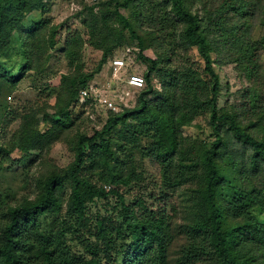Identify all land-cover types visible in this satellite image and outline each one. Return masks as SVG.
Masks as SVG:
<instances>
[{
    "label": "trees",
    "instance_id": "trees-1",
    "mask_svg": "<svg viewBox=\"0 0 264 264\" xmlns=\"http://www.w3.org/2000/svg\"><path fill=\"white\" fill-rule=\"evenodd\" d=\"M51 2L0 0V181L26 165L33 188L0 185V264H264V0H81L77 21L28 23ZM130 45L144 86L87 130L80 91ZM25 79L46 99L19 112Z\"/></svg>",
    "mask_w": 264,
    "mask_h": 264
},
{
    "label": "rangeland",
    "instance_id": "rangeland-1",
    "mask_svg": "<svg viewBox=\"0 0 264 264\" xmlns=\"http://www.w3.org/2000/svg\"><path fill=\"white\" fill-rule=\"evenodd\" d=\"M51 10H49L47 13L42 14L40 12H34L29 16L28 23H30L33 20H38L41 17H49L54 23H61L69 21V23H72L73 20L77 21V19H73L76 12L81 10L83 8V4L81 3V0H51ZM84 5L86 3H91L93 1L98 0H84ZM264 29H259L258 35H263ZM89 56V67L93 68L95 64L97 63L99 59V54L93 51L88 52ZM144 54L148 57H155V53L153 49H147ZM116 57H123L126 61V74L122 75V77H126L129 74H139L143 76V72L146 70V64L143 62V60L138 58V50L135 49L134 46L130 45L125 49H121L120 51L116 52ZM115 57V58H116ZM114 59V58H113ZM110 59L109 62L104 66V68L96 75L95 79L90 84L89 89H91L92 93L94 94V90H98V92L102 93H108L110 94V91L115 89V99L117 101V105L120 108L119 103H124L127 106L134 105L135 97L137 90L141 89H131L130 95L127 97H123L122 95H118L119 91L126 88V83L124 81H121V79L117 80L114 79L112 76V68L111 63L112 60ZM68 70L66 63L62 59H58L56 65L54 66L51 76L48 77L49 84L52 87H58L60 75ZM222 72L226 74V76L231 80L232 85V92H234L231 96H229L231 101L237 100V90L240 88V84L238 80L235 78V75L232 73L231 67L227 66L224 67ZM144 78V77H143ZM114 79V80H113ZM96 90V91H97ZM127 90V89H126ZM96 97V93L94 94ZM120 98L123 100L121 101ZM46 99V95L44 94L42 97L40 96V92L35 89V87L32 85L31 81L29 79H25L20 83V86L16 91L11 95V97L8 98L9 105L13 106L16 111H23L25 108L30 107L31 105L36 104L37 102H42ZM48 109L50 113H52L54 110L50 108V106L54 105L55 103V96L49 97L48 99ZM121 101V102H120ZM5 104L7 102L5 101ZM109 110L102 104L96 100V106L88 108V111H90L91 121L85 123V128L87 130H91L94 127H100L104 119L107 117V114L105 112ZM40 128L45 129L49 123L48 121L43 119L42 114H40ZM50 121V120H49ZM200 125H203L202 122H200ZM198 127H188L186 128V132H194L198 131ZM15 157L19 156V152H15L13 154ZM48 163H60L65 164L69 160V154L67 152V149L64 144L57 143L55 144L54 148L52 149ZM27 166L22 165L18 168V170H8L5 171L4 177L0 181V185L2 187H11L14 192L18 195V197H21L23 195H26L28 193H31L33 188L29 184H27L24 181V171L26 170ZM30 168V173L34 174L35 172L41 170L44 168V166L37 162V164L32 165ZM100 205H102L100 203ZM99 205V206H100Z\"/></svg>",
    "mask_w": 264,
    "mask_h": 264
},
{
    "label": "built area",
    "instance_id": "built-area-1",
    "mask_svg": "<svg viewBox=\"0 0 264 264\" xmlns=\"http://www.w3.org/2000/svg\"><path fill=\"white\" fill-rule=\"evenodd\" d=\"M111 68H112V76L114 79H121V81H124L126 83V88L122 89L119 91L118 95H122L124 98L130 95L131 89H139L144 86L145 80L143 76L139 74H129L126 77H122V75L126 74V61L123 57H116L112 60L111 63ZM113 79V80H114ZM127 89V90H126ZM97 90V89H96ZM94 90V94L96 93V99L100 104L105 106L107 109L113 110V111H118L120 108L117 105V101L115 99V89L110 91V94L105 93V92H98ZM91 91V89H82L80 91V102H84L87 97L90 95H94ZM95 96V95H94ZM122 101L123 99L120 98ZM120 101V102H121ZM126 105V104H125Z\"/></svg>",
    "mask_w": 264,
    "mask_h": 264
}]
</instances>
